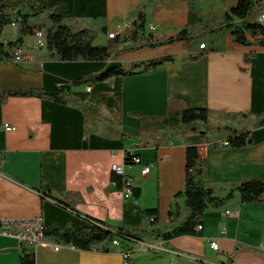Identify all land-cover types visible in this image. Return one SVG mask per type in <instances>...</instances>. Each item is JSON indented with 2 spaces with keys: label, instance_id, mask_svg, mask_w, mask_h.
I'll list each match as a JSON object with an SVG mask.
<instances>
[{
  "label": "crops",
  "instance_id": "0c3cea01",
  "mask_svg": "<svg viewBox=\"0 0 264 264\" xmlns=\"http://www.w3.org/2000/svg\"><path fill=\"white\" fill-rule=\"evenodd\" d=\"M238 1L208 3L220 9L212 15L220 20ZM26 2L77 21L105 16L106 38L121 24L132 28L145 10L146 29L154 40L186 27L193 4V0ZM262 13L264 3L254 9L250 20H257ZM200 15L205 20V15ZM150 25L156 26L154 32L148 30ZM5 29L8 34L3 39L14 40L15 27ZM214 39L222 49L196 62L186 60L190 53L186 41L130 49L116 60L117 64L163 55H172L175 61L148 74L78 83L77 79L101 71L106 63L49 60L45 34L42 46L37 45V37H26L27 60L19 64L0 61V220L40 218L45 228H79L88 223L86 218L90 216L112 225L127 222L141 227L151 220L144 213L147 208L158 209L161 224L170 223L174 208H178L179 220H184L183 198L176 195L185 188L188 145H196L206 159L205 182L220 196L245 180H264V128L253 131L252 143L242 148L213 145L222 143L226 134H183L180 130L186 106L210 108L215 118L228 112L264 110V45H242L229 30ZM249 52L255 56L246 63L244 56ZM31 87L61 94H87L86 101L96 112L37 97H10L2 103L5 90ZM4 123L16 130H5ZM149 129L162 132L158 148L138 145V132ZM126 151L139 154L141 162L126 165ZM113 164L123 165L124 173L134 179L133 187L140 191L138 197L133 193L126 196L113 187ZM143 166L151 167L148 175H142ZM52 188L79 191L84 201L76 206L78 213L44 195ZM225 211L232 215L225 216ZM201 232V236L183 235L169 241L148 237L127 241L123 246L132 250L133 264H264V205L241 203L235 198L224 207L211 208L204 215ZM209 240L218 241L220 249L213 250ZM56 244L38 245L36 264H123L120 247L111 245L103 250L98 245L86 251L61 244L56 250ZM20 247L21 241L15 236L0 234V264H19Z\"/></svg>",
  "mask_w": 264,
  "mask_h": 264
},
{
  "label": "trees",
  "instance_id": "16d2710c",
  "mask_svg": "<svg viewBox=\"0 0 264 264\" xmlns=\"http://www.w3.org/2000/svg\"><path fill=\"white\" fill-rule=\"evenodd\" d=\"M264 0H239L237 4L226 12L217 22H206L200 15L195 4H191L189 20L186 27L176 30L174 34L164 39H153L146 29V12L141 11L133 27L125 36L108 39L104 44H95L99 34L108 31L107 18L105 16H92L77 21L74 17L64 16L59 13L49 12L45 6H29L26 0H0V61H16L18 53L21 58L28 59L24 52L25 38L36 37L39 33L46 36V57L53 61H93L105 62V67L98 72L79 78L76 82L107 81L113 77H125L136 74H148L159 66L175 61L172 55L153 57L128 64L112 65L111 58L114 53L120 54V46L124 49H141L155 43H174L186 41L190 47V53L186 60L196 62L212 51L221 50L222 46L206 43V39L218 37L225 31L232 33L234 40L242 45H264V22L250 20L255 8H260ZM261 15V14H260ZM259 17V16H258ZM86 25H83L85 24ZM13 25L16 29L14 40L5 41L4 29ZM158 41V42H156ZM204 43L205 47L199 45ZM254 52L246 53L244 60L250 63ZM10 97H37L54 101L63 105H78L85 112L94 113L96 109L86 100L87 94H61L50 92L42 88L31 87L25 89H8L2 94L1 101L6 103ZM253 117L251 126L247 129L233 127L232 125H218L212 120L213 112L207 107L186 106L182 109L183 134L194 132L209 134L215 131L227 132L222 143L217 146H229L242 148L249 144L253 131L264 128V110L256 113L228 112L220 114V119L236 123L240 119ZM159 129L140 130L137 134L140 147L152 146L158 148L163 135ZM122 135V134H121ZM227 142V143H225ZM186 182L183 191L176 197L183 198L186 217L179 220L178 208L171 211V221L168 224L158 222V209L147 208L146 216L150 217L147 226H134L127 222L112 225L106 221L88 216V223L79 228H45L43 227V240L62 245L74 246L80 250H93L102 245L103 250H109L114 240L141 241L143 238H156L169 241L183 235L201 236L197 226L203 224L206 212L211 208L226 206L230 201L238 198L241 203H259L264 205V180L253 178L235 184L224 195L216 194L214 188L207 185V161L199 154L196 145H188L186 150ZM135 159L140 155L130 151L125 152V164L133 166L138 164ZM0 159V161H2ZM124 175L112 171L111 181L114 188L123 190L125 187ZM139 189L133 187V194L138 197ZM44 195L54 199L60 206L78 213L76 206L84 201L79 191L62 192L55 188L45 192ZM2 221L0 220V226ZM19 264H36L35 246L31 243H21Z\"/></svg>",
  "mask_w": 264,
  "mask_h": 264
},
{
  "label": "built area",
  "instance_id": "2783aa9c",
  "mask_svg": "<svg viewBox=\"0 0 264 264\" xmlns=\"http://www.w3.org/2000/svg\"><path fill=\"white\" fill-rule=\"evenodd\" d=\"M258 19H264V13L259 15ZM131 29V26L128 24H121L119 25L116 29L113 31L108 32L107 38L108 39H114L118 36H121L123 38L126 34V32ZM148 30L150 32H154L156 30L155 25H150L148 27ZM38 42L37 45H44V33H39L37 36ZM201 48L205 47V44L202 43L200 45ZM16 61L18 63H22L23 59L21 58V52L18 53V56L16 58ZM91 88L89 87L88 90ZM4 129L7 131H14L16 130V127L9 124V123H4L3 125ZM227 143V142H225ZM138 163L141 162L140 159H135ZM112 169L116 171L119 174L124 175V180H125V187L123 188V192L126 196H131L133 193V181L134 179L131 176H128L124 173V167L123 165L119 164H113ZM142 175H148L151 172V167L150 166H143L142 168ZM232 215L231 211H225V216H230ZM1 226H0V234H7V235H12L18 238L21 243H31L35 246V248L38 245L46 244V242L43 240V225H42V220L40 218L34 219V220H28V221H9V220H1ZM21 227H31V234H21ZM203 229V224H199L197 226V231H202ZM123 243H128V242H122L121 240L117 239L116 244H114L113 247H120L121 248V254L123 256V264H133L131 261V249L130 248H125L123 246ZM209 245L213 250L218 251L220 249V245L218 241L215 240H209ZM54 248L56 250H59L61 248V244H56L54 245Z\"/></svg>",
  "mask_w": 264,
  "mask_h": 264
},
{
  "label": "rangeland",
  "instance_id": "374dc122",
  "mask_svg": "<svg viewBox=\"0 0 264 264\" xmlns=\"http://www.w3.org/2000/svg\"><path fill=\"white\" fill-rule=\"evenodd\" d=\"M193 3L195 4V7H197V10L202 14V15H205V21L207 22H217L219 19L218 18H215L214 14L220 12V9L217 8V6L214 4L210 5L208 3V0L207 2H203V0H193ZM211 11H213V14H211ZM83 25H86L83 24ZM7 30L5 29L4 33H3V37L2 38H5L7 37ZM215 37H211V38H208L206 39V43L208 44H213V43H216V40L214 39ZM108 39L105 37V34H99L98 38L96 39L95 41V44H104L106 43ZM27 41H30V39H27ZM131 48H128V49H124V45H121L120 46V54L118 55L117 53H114L111 60L112 61H116V60H119V57L125 53V52H128L130 51ZM112 65H117V61L116 62H113ZM213 121L215 122V124H218V125H225V124H228V125H232L233 127H237L238 128H249L254 120V118L251 116L250 118H247V119H240L239 121H237L236 123H233V122H229L225 119H221L220 118H215L213 117L212 118ZM237 124V125H236ZM219 136H223L225 134H227V132L225 130H222V131H215Z\"/></svg>",
  "mask_w": 264,
  "mask_h": 264
},
{
  "label": "bare ground",
  "instance_id": "6f19581e",
  "mask_svg": "<svg viewBox=\"0 0 264 264\" xmlns=\"http://www.w3.org/2000/svg\"><path fill=\"white\" fill-rule=\"evenodd\" d=\"M259 22H264V19H259ZM21 234H31V227H21ZM117 240H114L112 246L116 244Z\"/></svg>",
  "mask_w": 264,
  "mask_h": 264
},
{
  "label": "water",
  "instance_id": "95a60500",
  "mask_svg": "<svg viewBox=\"0 0 264 264\" xmlns=\"http://www.w3.org/2000/svg\"><path fill=\"white\" fill-rule=\"evenodd\" d=\"M252 141H253V139H252V138H250V139H249V143H252Z\"/></svg>",
  "mask_w": 264,
  "mask_h": 264
}]
</instances>
